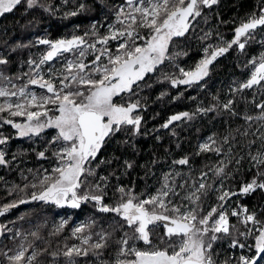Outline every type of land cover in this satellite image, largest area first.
I'll return each instance as SVG.
<instances>
[{
	"label": "snow or ice",
	"instance_id": "1",
	"mask_svg": "<svg viewBox=\"0 0 264 264\" xmlns=\"http://www.w3.org/2000/svg\"><path fill=\"white\" fill-rule=\"evenodd\" d=\"M222 2L71 0L69 8L63 0L64 18L98 10L102 19L55 39L0 33V128L14 130L0 132V217L19 205L38 208L0 222V264H264V0L228 19ZM60 7L0 0V17ZM38 22L33 16L21 27ZM222 26H231L227 34ZM193 41L199 59L185 67ZM230 52L240 77L223 93L208 92L218 59ZM181 86L210 99L188 96L192 110L149 129L150 101H180ZM205 117L221 129L192 151L176 155L169 145L158 155L153 147L139 163L138 137L157 133L159 142L168 130L179 149L180 126ZM13 138L28 146L6 149ZM137 169L142 175L132 177ZM84 206L90 213L69 237L71 214L46 236L47 218L31 221L49 208ZM26 218L29 228L17 226Z\"/></svg>",
	"mask_w": 264,
	"mask_h": 264
},
{
	"label": "trees",
	"instance_id": "2",
	"mask_svg": "<svg viewBox=\"0 0 264 264\" xmlns=\"http://www.w3.org/2000/svg\"><path fill=\"white\" fill-rule=\"evenodd\" d=\"M62 0H51V3L53 5H60V2ZM89 2H93V0H89ZM257 0H223L222 5L219 9V11L223 14V17L225 19H228L232 17L234 14L242 16L244 13L251 8H253L256 4ZM71 6L72 3L70 2ZM66 10L63 9L62 5L60 7V10L56 12L55 15L44 12L42 9H38L35 12H33L31 15L24 14L23 18L21 15V11L17 10L16 12L12 14H6L3 17H0V33L3 32L5 28H7L9 32V36L6 37L8 39H20L23 37L25 40L29 37L30 33L34 32L36 35H42L44 34L45 28H49L52 32V35H50V38L57 37L63 29H69L73 21H78L81 25V27H84L85 24L91 23V21L94 18H100L99 11L97 12H90L85 14H78L74 17H67L64 18L62 16V12ZM33 16L37 17L39 19V22L36 23L33 27L28 28L27 30L23 29L21 25H24L27 20H30L33 18ZM231 26H222L221 31L227 34L229 32ZM5 38V37H2ZM32 52H35L36 49H31ZM27 53H25L26 55ZM237 56L236 52H230L229 54H226L224 57H220L218 59V63L216 65V69L212 75V79L209 82V88L208 92H215L217 89H220L223 93L227 90V86L229 82L233 78L240 77L241 70L236 67V59ZM183 61V64L185 67L193 66L195 61L199 59L198 49L195 41L192 42V51L189 53L188 57L181 58ZM182 90L184 89V86H181ZM162 89H155L153 92V97ZM186 95L185 98L180 101H171L168 98H164L160 101L151 102L150 101V108L148 112L145 114L146 119L148 117H154V119H148V128L151 129L153 125H158L160 123H163V121L171 114L178 112V111H185V110H192L194 108V104L192 101L188 100V96H198L199 99L205 100L206 102L210 99L208 94L206 92H203L201 89H186ZM172 95H175V91L173 90L171 92ZM156 113H159V115H156ZM179 123V122H174ZM185 127L184 125L180 126V135H181V147L177 149L175 147V140H170L168 135V130L161 129L159 134L163 137V139L159 142H156L152 139V136L156 135L157 133H152V136L148 137H138V148L140 149L139 155L137 157L139 163H144L146 160L149 159V154L153 150V147L156 148L157 154L163 153V148L171 145V147L174 149L175 154L179 155L183 152H190L193 150L194 146L196 145L198 140L203 139L207 135L210 134L212 131H218L221 129V125L219 123V120L217 121H210L207 117H205L203 120L197 119L192 122L185 121ZM182 129V130H181ZM0 132H4L5 134L8 133V127L4 126L3 128H0ZM18 138H13L9 141V144L6 147V149L10 151H16L18 148H20L19 145H17ZM28 146V141H25V145L23 147ZM34 160V158H33ZM33 160H29L28 166H33ZM46 166V165H45ZM163 170H167L164 168ZM157 173L159 174L160 169H156ZM142 175V172H140L139 169L132 172V177H136L137 174ZM0 175H4V171L0 169ZM9 179H16L17 177L13 174L8 177ZM127 179V178H125ZM238 179L241 180H248L250 179V176L248 175H242L238 177ZM153 180H150L149 183H153ZM142 183H138V189L142 187ZM241 202L243 203H249L251 204L255 200V196H251L248 198L240 197ZM32 210H38L36 205L28 204V205H19L17 209L13 210L11 213L7 214V216L11 217V220H15L16 217L25 211H32ZM90 213V210L87 212V214ZM6 216V217H7ZM47 218L48 220V226L46 229H44L45 236L47 235V231L51 229V225L53 221L58 222L59 216L56 215V212L53 208H49L46 210L45 213H40L39 217H31L32 224H35L37 220H43ZM29 218H26L25 221H17V226H22L23 228L27 229L30 227ZM11 226V225H9ZM68 230H65L63 233V237H69L70 233H68ZM63 238H61L60 243L62 244ZM69 242H73V240H69ZM55 239H53V247H56Z\"/></svg>",
	"mask_w": 264,
	"mask_h": 264
},
{
	"label": "rangeland",
	"instance_id": "3",
	"mask_svg": "<svg viewBox=\"0 0 264 264\" xmlns=\"http://www.w3.org/2000/svg\"><path fill=\"white\" fill-rule=\"evenodd\" d=\"M70 2H71V0H70ZM61 5L63 7V0L60 2L59 6H61ZM68 7L69 8L72 7L70 3L68 5ZM63 9H65V8L63 7ZM99 19H102V17H100ZM89 24H85L84 27L89 25ZM76 25H81V24L78 21H73V23L71 24L69 29H66V30L63 29L62 32L55 38H59L61 36H64L65 34H68V33L72 32V31L76 30ZM84 27H80V30H83ZM50 35H52V32L50 31V29L49 28H45L44 34H42L41 36H48L50 38ZM35 36H36V33L34 31V32L30 33V35H29V37L27 39H34ZM0 38H2V36H0ZM39 47L43 48V46H39ZM7 127H8V133L14 131V130H12L10 128V126H7ZM25 141L26 140L19 139L16 143H17V145H19L21 147V146L25 145ZM3 195H4L3 191H0V197H2ZM54 210L56 212V215L59 216V219L61 217L67 218L66 214H71L72 219L69 220V225L67 226L68 233H70V227L71 226H74V224L76 222L80 221V220L86 219V217L89 215V214H87V212L90 210V206H84V210L83 211H81V210H71V209H58V208H54ZM6 216L7 215L3 216L2 219L0 220V222L11 221V217H9V216L6 217ZM59 219H58V221H59ZM73 242H76V241H73Z\"/></svg>",
	"mask_w": 264,
	"mask_h": 264
},
{
	"label": "water",
	"instance_id": "4",
	"mask_svg": "<svg viewBox=\"0 0 264 264\" xmlns=\"http://www.w3.org/2000/svg\"><path fill=\"white\" fill-rule=\"evenodd\" d=\"M7 215V214H6ZM2 219V217H0V220Z\"/></svg>",
	"mask_w": 264,
	"mask_h": 264
}]
</instances>
